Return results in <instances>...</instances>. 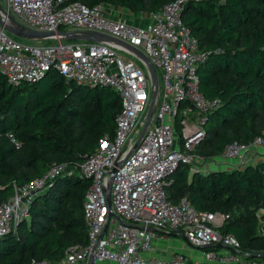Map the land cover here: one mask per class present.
Returning a JSON list of instances; mask_svg holds the SVG:
<instances>
[{
	"label": "built area",
	"instance_id": "2783aa9c",
	"mask_svg": "<svg viewBox=\"0 0 264 264\" xmlns=\"http://www.w3.org/2000/svg\"><path fill=\"white\" fill-rule=\"evenodd\" d=\"M187 1L171 0L156 12L137 14L139 22H133L104 2L0 0L2 16L6 10L19 25L54 33L24 42L0 25V73L12 84L35 82L54 69L76 83L112 88L122 103L113 135H104L81 162H54L42 176L15 186L14 194L0 203L4 236L17 230L34 198L60 174L89 178L83 202L88 242L70 246L60 260L32 259L31 264H90L91 259L93 264H264L249 257L233 233L219 230L228 214L199 210L187 197L173 202L166 193V183L182 164L193 165V172L206 170L195 148L206 136L210 113L221 103L201 90L198 67L210 52L200 48L182 20ZM61 30L104 33L149 58L159 88L153 116L140 139L151 99V75L134 59L139 60L135 51L115 40H65ZM9 137L21 146L12 133ZM260 149L264 152L263 136L248 143L227 142L213 168L231 159L248 163ZM109 185L111 206L105 194ZM158 232L181 233L191 247L203 250V257L183 252L153 256Z\"/></svg>",
	"mask_w": 264,
	"mask_h": 264
},
{
	"label": "trees",
	"instance_id": "16d2710c",
	"mask_svg": "<svg viewBox=\"0 0 264 264\" xmlns=\"http://www.w3.org/2000/svg\"><path fill=\"white\" fill-rule=\"evenodd\" d=\"M80 1L156 12L171 0ZM182 20L200 48L210 52L198 67L201 90L221 100L195 152L220 155L227 142L264 137V0H188ZM121 109L114 89L76 83L54 69L35 82L17 84L0 73V203L14 194L15 186L42 176L54 162H81L104 135H113ZM190 170L182 164L174 171L166 183L168 198L178 202L187 197L199 210L228 214L219 230L233 233L249 257L264 261L258 257L264 252V234L254 216L264 205V158L242 169ZM89 184V179L60 174L34 198L30 219L0 236V264L57 261L70 246L86 244L83 202ZM240 207L250 212L237 213Z\"/></svg>",
	"mask_w": 264,
	"mask_h": 264
},
{
	"label": "water",
	"instance_id": "95a60500",
	"mask_svg": "<svg viewBox=\"0 0 264 264\" xmlns=\"http://www.w3.org/2000/svg\"><path fill=\"white\" fill-rule=\"evenodd\" d=\"M2 9L3 8L0 5V11ZM0 25L4 29H6L7 31L12 33L13 35H15L17 37L25 38V39H33V40L44 39V38H47V37L54 34L53 32L32 30V29H29V28L24 27L22 25H19L14 20L12 15H10L9 12L6 10L4 11V16H2L0 13ZM59 34L63 35L65 37V39H70V40H89V41L115 40V41H120V40L114 38L113 36H110V35H107L104 33H100V32H96V31H83L81 33H77L74 31L61 30V31H59ZM120 42H122V41H120ZM122 43L124 45H127L133 51H135L139 60L145 65L147 71L151 75V99H150V104H149L148 111H147L146 121H145V124L143 126V129H142L140 137H139V139H140L142 137L147 125L149 124V122L153 116L154 110H155L156 97H157L158 88H159V79H158V74H157V71H156L154 65L151 63L149 58L142 51L138 50L137 48H135L132 45L127 44L126 42H122ZM139 139L135 145H137V143L139 142ZM114 170H115V168L113 169V171ZM87 179H89V178H87ZM105 194H106L108 206H111L110 185L107 187ZM181 237L184 238V235L181 234ZM263 256H264V252L258 254V257H263ZM90 264H93V259H91Z\"/></svg>",
	"mask_w": 264,
	"mask_h": 264
},
{
	"label": "rangeland",
	"instance_id": "374dc122",
	"mask_svg": "<svg viewBox=\"0 0 264 264\" xmlns=\"http://www.w3.org/2000/svg\"><path fill=\"white\" fill-rule=\"evenodd\" d=\"M112 6L110 7L111 9H114L117 11V14H120V13H128L129 9H125V8H122L121 6H118V5H115V4H111ZM121 10V12H120ZM143 11H139L138 12V15H141ZM148 12H145L144 14L146 15ZM132 16H136V12H133L131 14ZM124 16V15H123ZM9 32V31H8ZM9 34H11L14 38L18 39V40H21V41H24V42H36V40H33V39H25V38H21V37H17L15 35H13L12 33L9 32ZM65 40H70V39H65ZM45 42H52V40H44ZM138 64H140L142 67H144V69L146 68L145 65L140 61L138 60L137 58H134ZM261 153L258 154V151L255 152V154H253L251 156V158L249 159L250 162L246 163V162H240V160L238 159H231V160H225L223 161L224 164L223 165H226L227 166V169H235V168H244L245 167V164H252V165H256L258 162H260L263 158H264V152L263 150L260 151ZM198 155H200L202 157V161L203 163L205 164V166L207 167L206 170L207 172H209L211 170V168H213V161L217 160V161H221L220 160V157L216 154H213L212 152L210 151H206V152H200V153H197ZM189 166H193V165H189ZM211 167V168H210ZM193 171L190 170V174H192ZM236 212L237 213H249L250 211H248L247 209L243 208V207H240V208H237L236 209ZM254 216H256L257 218V221L258 223L260 224V228L258 229L259 230V233L261 234H264V228H263V222H264V205H260L257 209L254 210ZM30 219L29 217V214L25 215L24 217L21 218V220H24V219ZM166 235V240H165V243L167 245V248L168 249H182L184 244H185V240L183 238H181L180 236H176V235H170V234H165ZM187 244V243H186ZM187 250L191 249L192 247L187 244Z\"/></svg>",
	"mask_w": 264,
	"mask_h": 264
},
{
	"label": "crops",
	"instance_id": "0c3cea01",
	"mask_svg": "<svg viewBox=\"0 0 264 264\" xmlns=\"http://www.w3.org/2000/svg\"><path fill=\"white\" fill-rule=\"evenodd\" d=\"M120 12H121V10H120ZM132 13H133V11H129L128 13L123 12V13H120L118 15L124 19H128V20H131L133 22H139L138 21L139 19H136L135 16L131 15ZM136 14H138V12H136ZM142 22H145V20H142ZM260 151H262V149L258 150V154L261 153ZM225 166L226 165H223L222 168H220V169H225ZM214 169L215 168H211V170H214ZM203 170H205V169H203ZM203 170H202V172H207V170H205V171H203ZM171 235H176V236L178 235L181 237V233H176V234H171ZM181 238H183V237H181ZM166 239L167 238H166V235L164 233L158 232V235H157V238H156L155 244H154V249L151 252V254L153 256L160 257V258H168L169 256H171L172 254H174L176 252H183L186 255L191 256V257L196 258V259H201L203 257V250L201 248H193L192 247L189 250L186 249L188 247L187 246L188 243L186 242L185 237L183 238L185 240V244L181 250L180 249H168L167 245L165 243ZM99 264H116V263L105 261V262H102Z\"/></svg>",
	"mask_w": 264,
	"mask_h": 264
}]
</instances>
